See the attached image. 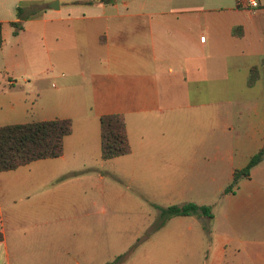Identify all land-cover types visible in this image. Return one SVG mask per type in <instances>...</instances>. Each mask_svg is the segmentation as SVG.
<instances>
[{
  "label": "crops",
  "instance_id": "crops-1",
  "mask_svg": "<svg viewBox=\"0 0 264 264\" xmlns=\"http://www.w3.org/2000/svg\"><path fill=\"white\" fill-rule=\"evenodd\" d=\"M0 23V127L73 122L61 157L0 172V264H29L39 236L71 217L61 179L102 159V116L125 117L126 156L144 166L182 171L212 155L234 173L264 146V99L244 123L246 88L264 84V55L244 61L245 44L262 41L264 0H0ZM229 195L221 257L230 247L233 264H264V160Z\"/></svg>",
  "mask_w": 264,
  "mask_h": 264
},
{
  "label": "rangeland",
  "instance_id": "rangeland-1",
  "mask_svg": "<svg viewBox=\"0 0 264 264\" xmlns=\"http://www.w3.org/2000/svg\"><path fill=\"white\" fill-rule=\"evenodd\" d=\"M260 38L245 44L247 65L258 64L264 55V28ZM246 99L247 130L260 107L255 103L264 99V84L247 87ZM217 100L222 98L215 95ZM220 143L215 140L214 147ZM189 159L197 160L186 163L192 168L171 171L134 163L130 156L99 158L89 169L63 177L74 192L71 217L39 236L29 264H209L211 250H218L214 264H233L230 247L221 257L226 238L234 235L228 209L235 199L223 194L232 165L212 155ZM186 204L209 207L212 217L195 213L166 221V209Z\"/></svg>",
  "mask_w": 264,
  "mask_h": 264
},
{
  "label": "trees",
  "instance_id": "trees-1",
  "mask_svg": "<svg viewBox=\"0 0 264 264\" xmlns=\"http://www.w3.org/2000/svg\"><path fill=\"white\" fill-rule=\"evenodd\" d=\"M262 5V0H259ZM93 2H76L74 4H92ZM22 18L20 8L17 10ZM15 34L23 30V24L14 23ZM4 44L3 24L0 23V48ZM257 69L252 70V74ZM252 75L249 85L255 83ZM101 150L104 161L123 157L131 153V145L127 135L125 117L120 114L105 115L100 118ZM73 132V122L70 119L32 122L21 125L0 127V172L17 170L33 162L56 159L63 155L64 139ZM264 160V146L250 159L247 166L233 173L232 182L224 190V195L235 194L239 183L251 177L252 170ZM166 221L178 216H190L200 213L212 217L209 207H199L195 204L172 206L164 211ZM166 224V223H165ZM164 224V225H165ZM163 225V226H164ZM2 236L0 235V240Z\"/></svg>",
  "mask_w": 264,
  "mask_h": 264
},
{
  "label": "built area",
  "instance_id": "built-area-1",
  "mask_svg": "<svg viewBox=\"0 0 264 264\" xmlns=\"http://www.w3.org/2000/svg\"><path fill=\"white\" fill-rule=\"evenodd\" d=\"M237 5L240 8L257 10L261 7L259 0H237Z\"/></svg>",
  "mask_w": 264,
  "mask_h": 264
},
{
  "label": "water",
  "instance_id": "water-1",
  "mask_svg": "<svg viewBox=\"0 0 264 264\" xmlns=\"http://www.w3.org/2000/svg\"><path fill=\"white\" fill-rule=\"evenodd\" d=\"M54 4H55V5H58V2H55Z\"/></svg>",
  "mask_w": 264,
  "mask_h": 264
}]
</instances>
